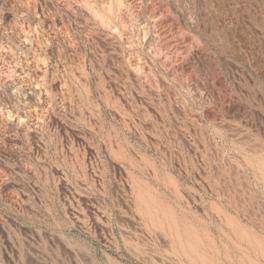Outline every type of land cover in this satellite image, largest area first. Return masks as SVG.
<instances>
[{
	"label": "rangeland",
	"instance_id": "1",
	"mask_svg": "<svg viewBox=\"0 0 264 264\" xmlns=\"http://www.w3.org/2000/svg\"><path fill=\"white\" fill-rule=\"evenodd\" d=\"M0 264H264V0H0Z\"/></svg>",
	"mask_w": 264,
	"mask_h": 264
}]
</instances>
